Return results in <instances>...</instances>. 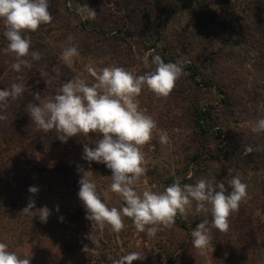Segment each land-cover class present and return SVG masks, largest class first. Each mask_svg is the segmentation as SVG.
I'll use <instances>...</instances> for the list:
<instances>
[{
  "label": "rangeland",
  "instance_id": "374dc122",
  "mask_svg": "<svg viewBox=\"0 0 264 264\" xmlns=\"http://www.w3.org/2000/svg\"><path fill=\"white\" fill-rule=\"evenodd\" d=\"M48 3L53 21L26 33L31 38L30 52L39 51L42 57L40 60L28 57L32 66L22 68L20 74L24 76L34 68H41L40 75L34 73L36 81L51 72L52 80L59 86L77 75L92 83L94 78L86 71L90 63L96 68L118 66L142 75L154 70L151 60L157 54L165 63L179 61L184 69L167 97H157L147 89L137 97L140 109L157 124L152 140L143 147L147 171L135 185L138 193L145 189L163 191L177 178L181 185L194 184L201 178L215 179L224 182L230 192L228 181L239 174L247 185V197L230 215L227 232L212 230L211 246L201 255L192 245L191 232L202 220L211 221V214H195V204L186 220L177 215L171 228L161 227L154 237L138 232L127 217L119 233L109 227L101 231L92 228L91 221L85 218L86 210L78 197L83 175L79 171L67 178L60 176L58 180H63L65 188L58 184L52 194L64 195V199L55 196V200L66 201L71 210L81 206L85 212L59 222L49 207L47 195L42 193L48 178H36L28 165L12 161L1 167L5 172L0 178L3 188L14 187L7 192L14 194L17 189L19 205L12 214L23 211L32 199L36 209L46 206L50 210L48 218L52 223L42 224L38 216L30 213L23 218L26 213L21 211L22 221L0 220V242L21 258L30 259V264H113L128 252L141 253L142 260L133 264H264V132L251 131L257 119L264 117V0H48ZM78 4L94 9L96 18L82 19ZM232 11H238V16H229ZM4 31L0 21L2 49L7 47L3 45ZM69 35L74 37L72 43L79 52L71 68L61 60L64 48L69 46ZM145 56L149 60L147 67ZM13 62L11 53L4 51L0 55L1 67L9 69ZM193 67L200 76L193 75ZM54 68H59V76ZM15 72L14 76L19 77ZM15 82L13 78L0 79V90ZM48 86L53 89L51 83ZM25 108L20 104V110L27 116ZM15 109V100L9 98L8 108L0 110V115L7 118L0 122L10 127V122H15ZM200 112L209 113L204 115L205 121H200L202 130L197 124ZM163 133L168 136L167 144L160 142ZM81 136L83 145L89 147H95L99 138L95 133ZM52 137L48 141L41 138L45 145L52 142L46 149L47 160L89 171L98 191L107 192L104 200L107 206L120 208L124 202L111 192V177L105 174L101 163L82 159L83 148L67 152L63 145L56 146L57 140ZM247 146L254 151L246 153ZM9 148L7 145L6 150ZM16 171L22 175L19 185ZM30 186L39 191L30 193ZM75 188L76 196L70 195ZM90 235L95 243L87 238ZM85 245L95 251H83Z\"/></svg>",
  "mask_w": 264,
  "mask_h": 264
},
{
  "label": "clouds",
  "instance_id": "9594fccd",
  "mask_svg": "<svg viewBox=\"0 0 264 264\" xmlns=\"http://www.w3.org/2000/svg\"><path fill=\"white\" fill-rule=\"evenodd\" d=\"M77 11L85 20L97 16V12L87 4H78ZM53 19L48 0H0V21L8 41L4 51L14 55L11 64L14 71L19 73L22 68H31L29 56L33 60L41 59V52H30L31 38L26 33L37 31ZM73 39L69 35V46L61 54V60L69 68L73 67L74 58L79 56ZM144 64L146 67L149 65L147 56L144 57ZM151 64L155 65L154 70L134 75L122 67L96 68L90 63L86 71L94 82L89 83L77 75L64 82L54 96L42 97L40 92L32 93L35 102H28L25 111L38 130L44 134L54 132L61 142L66 143L69 138L78 135L89 136L90 133L99 137L95 147L84 144L82 159L103 163L111 170L110 190L119 195L124 203L120 208L108 207L104 202L107 192H99L89 178V171L79 168L83 175L79 180L78 197L92 228L103 231L109 227L112 232L119 233L124 229V218L127 217L138 232L154 237L161 227L171 228L177 215L186 220L195 204V214H211V221L202 220L191 232L193 247L203 255L211 246L213 229L222 233L229 230V217L247 197V185L236 174L228 181L230 192L224 182L203 178L194 184L183 185L177 178L163 191L145 189L138 193L135 190V185L147 171L143 147L152 140L157 128L156 121L140 109L137 97L144 89L157 97H167L184 73L179 61L165 63L158 54L152 56ZM53 71L59 76V68ZM25 90L23 83H13L10 88L0 90V110L8 108L9 98H22ZM6 118L0 115V120ZM251 131L264 132V117L257 119ZM159 139L162 144L168 143L166 133L161 134ZM245 151L251 153L254 149L247 146ZM28 191L36 194L39 189L30 186ZM56 210L59 211L58 206ZM22 212L38 216L42 223H46L51 214L46 206L36 209L32 199ZM60 219L62 221L63 217ZM87 238L95 243L91 235ZM83 251L94 252L95 249L85 245ZM137 260H142L140 252H128L114 260L113 264H133ZM0 264H30V259L21 258L16 252L9 251L6 243L0 242Z\"/></svg>",
  "mask_w": 264,
  "mask_h": 264
},
{
  "label": "trees",
  "instance_id": "16d2710c",
  "mask_svg": "<svg viewBox=\"0 0 264 264\" xmlns=\"http://www.w3.org/2000/svg\"><path fill=\"white\" fill-rule=\"evenodd\" d=\"M238 11H232L229 12V16H238L237 15ZM3 45L7 46L8 41L4 37ZM7 42V43H6ZM2 46V45H1ZM3 48V46H2ZM0 48V55L4 52ZM12 59L14 61V55L11 54ZM34 68V67H33ZM36 69V70H35ZM41 68H34L32 72L26 73L27 76H24V73L20 74V72H15L20 78L14 76V70L12 68H9L7 66H0V79H14L16 82L15 83H23L25 84L26 90L23 93L22 98L15 100L16 103V109H15V115L14 119L15 122H10L9 126L7 127V124L1 123L0 122V178L1 174L5 172L4 168H1L4 164H7L8 162L16 161V164L20 162L21 164H26L28 165L29 171H33L35 173L36 178L42 177V178H48L47 185L44 187V190L42 193H45L48 197L49 200V207L53 208L52 210L55 211L57 220L56 221H61V217L64 218H73V215L77 214H84L85 211L81 208V206L78 207V210H71L72 208L67 206V202L64 201L63 203L59 200H55L56 197H61L62 199L65 198L64 195L62 196H53V191L56 189V185H60L62 188H65L64 183H62L63 180L59 182L58 178L60 176L68 177L69 175H73L77 172H79L80 166L77 167V170L75 168H70L67 166L66 162L62 163L57 161V160H47L46 158V149L49 147L52 142L47 143V145L43 144L44 142L42 141L41 138L46 137V141L49 140L50 135L53 136L52 140H57L56 146H61L63 145L66 147L67 152L69 149H75V148H83V143H84V137L81 138V135H78L76 137H71L67 140L66 143L61 142L59 139L56 138L55 133L51 132L48 134H44L40 130H38L35 126V124L32 123L31 118L29 115H25L21 110H20V104L24 108L27 106V103L33 100V95L32 93L35 92H40L42 97H50L54 96L58 89L60 88L59 84L57 82H54L51 78V75L49 72L47 76L40 77L36 81L37 77H34V73L36 72L37 74L40 75ZM193 75L198 77L200 76L199 72H197L196 68L193 67ZM13 73V74H12ZM19 81V82H18ZM52 84L53 89L48 86V84ZM207 87H210V83H205ZM59 87V88H58ZM209 114L207 112H200L198 113V119L197 124L199 128L202 130V121H205L204 115ZM1 121V120H0ZM201 121V122H200ZM25 123V125H24ZM81 136V137H79ZM9 145L10 148L9 150H6V146ZM101 167L104 168L106 171L105 174H108L109 177H111L112 173L111 170L106 167L105 164L101 163ZM16 183L19 185L21 172L16 171ZM45 184V183H44ZM10 186H3L0 184V220H3L4 218H12L14 219L15 222L19 221L21 219V211H17L15 214H12V211L14 210L13 208H17L19 205L15 192L14 194L7 192L10 190H13L14 187H11L12 189H9ZM76 189L73 190V193L70 192V195L76 196L77 192ZM59 207V211L56 210V207ZM22 208H24L23 205H21ZM27 214L23 216L25 218ZM36 218V216H34ZM39 219V217H38ZM22 221V220H20ZM39 222L42 223L39 219ZM52 221L48 218L46 223L42 224H50ZM1 228V227H0Z\"/></svg>",
  "mask_w": 264,
  "mask_h": 264
}]
</instances>
